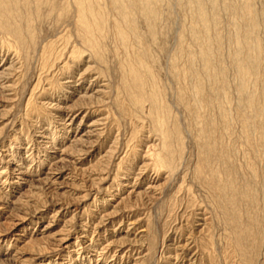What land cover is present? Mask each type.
Listing matches in <instances>:
<instances>
[{
  "label": "rangeland",
  "instance_id": "1",
  "mask_svg": "<svg viewBox=\"0 0 264 264\" xmlns=\"http://www.w3.org/2000/svg\"><path fill=\"white\" fill-rule=\"evenodd\" d=\"M3 2L0 264H264V0Z\"/></svg>",
  "mask_w": 264,
  "mask_h": 264
},
{
  "label": "bare ground",
  "instance_id": "2",
  "mask_svg": "<svg viewBox=\"0 0 264 264\" xmlns=\"http://www.w3.org/2000/svg\"><path fill=\"white\" fill-rule=\"evenodd\" d=\"M199 5V4H198ZM10 6V5H9ZM202 6V5H201ZM7 7H8V5L6 4V3H4L3 2V0H0V8L1 9H4V10H6L5 12H6V14L7 15H9L10 14V12H8L7 11ZM198 8H200V7H198ZM10 10V9H9ZM200 10H201V8H200ZM10 16V15H9ZM199 17H200V20L201 21H204V15L202 14V12L200 11L199 12ZM10 20V19H9ZM253 24V23H252ZM0 28L2 29V30H4L5 32H7V34L9 33V34H11L14 38H15V40L18 42V43H20V35H19V30H18V28L16 27V26H13L12 24H10L9 23V21H8V18L4 15H2L1 13H0ZM14 54V53H13ZM15 54H17V52L15 53ZM18 55V54H17ZM17 58V57H16ZM9 68V67H8Z\"/></svg>",
  "mask_w": 264,
  "mask_h": 264
}]
</instances>
